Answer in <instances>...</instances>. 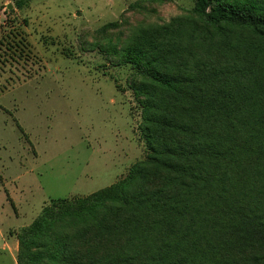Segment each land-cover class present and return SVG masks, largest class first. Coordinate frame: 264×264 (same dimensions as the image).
Masks as SVG:
<instances>
[{"label":"rangeland","instance_id":"1","mask_svg":"<svg viewBox=\"0 0 264 264\" xmlns=\"http://www.w3.org/2000/svg\"><path fill=\"white\" fill-rule=\"evenodd\" d=\"M250 3L264 10V0H212L211 8ZM195 5L0 0V264H17L19 232L44 208L115 185L150 154L137 91L158 83L124 60L142 32L180 49L188 70L220 73L226 99L253 89L246 54L255 35L207 26Z\"/></svg>","mask_w":264,"mask_h":264},{"label":"trees","instance_id":"2","mask_svg":"<svg viewBox=\"0 0 264 264\" xmlns=\"http://www.w3.org/2000/svg\"><path fill=\"white\" fill-rule=\"evenodd\" d=\"M211 3L196 0L205 25L255 35L253 89L226 99L220 73L188 70L142 32L124 60L158 83L137 91L150 154L115 185L44 208L19 232L17 264H264V10Z\"/></svg>","mask_w":264,"mask_h":264}]
</instances>
